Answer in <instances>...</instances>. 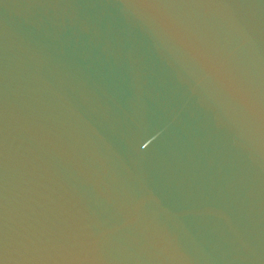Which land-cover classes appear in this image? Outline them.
Returning <instances> with one entry per match:
<instances>
[{
  "label": "water",
  "instance_id": "obj_1",
  "mask_svg": "<svg viewBox=\"0 0 264 264\" xmlns=\"http://www.w3.org/2000/svg\"><path fill=\"white\" fill-rule=\"evenodd\" d=\"M0 264H264V0H0Z\"/></svg>",
  "mask_w": 264,
  "mask_h": 264
}]
</instances>
